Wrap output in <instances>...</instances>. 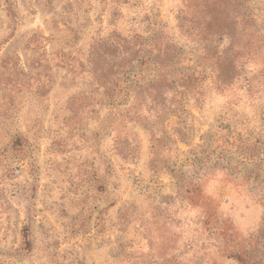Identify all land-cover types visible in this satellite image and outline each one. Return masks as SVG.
Masks as SVG:
<instances>
[{
    "label": "rangeland",
    "instance_id": "obj_1",
    "mask_svg": "<svg viewBox=\"0 0 264 264\" xmlns=\"http://www.w3.org/2000/svg\"><path fill=\"white\" fill-rule=\"evenodd\" d=\"M234 253L264 264V0H0V264Z\"/></svg>",
    "mask_w": 264,
    "mask_h": 264
},
{
    "label": "trees",
    "instance_id": "obj_2",
    "mask_svg": "<svg viewBox=\"0 0 264 264\" xmlns=\"http://www.w3.org/2000/svg\"><path fill=\"white\" fill-rule=\"evenodd\" d=\"M242 14H239L238 16L240 17ZM244 28V27H243ZM226 29L224 30H220V31H214L215 33L217 32H223L221 33L220 36H223V35H226L228 36V33L225 31ZM130 45V44H129ZM133 46V44H132ZM141 47H144V46H141L140 44L138 45V49H140ZM143 50V61L145 62V58L146 60L148 61H152V63L156 64L157 65V62H156V59H155V52L157 51V44L156 43H150L149 45L145 46L144 49H141ZM203 58L204 59V63L208 60V54L207 52H205V49L203 51ZM258 53L256 52L254 55H257ZM239 57L243 56V52H240ZM223 61H225V59L223 58V55H218V57H216V61L213 63V67H214V70L216 71V75L218 77V81L219 83H223V71L222 69H220V66L222 65ZM191 75H188V89H189V84H190V80H191ZM187 79V75H183V77H181V80L183 82H185V80ZM132 81H128V84H131ZM160 81L159 80H156L152 83H149V85L151 87L153 86H157L159 85ZM118 84H116L115 86H117ZM185 88V87H184ZM155 91V90H154ZM184 92H187V89L185 88V91ZM234 258L236 259V261L239 263V264H261L259 263L258 261H255V260H251L247 257V255L245 253H234L233 254Z\"/></svg>",
    "mask_w": 264,
    "mask_h": 264
}]
</instances>
